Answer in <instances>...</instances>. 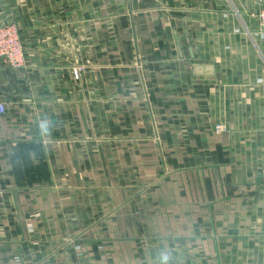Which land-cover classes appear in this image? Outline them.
Wrapping results in <instances>:
<instances>
[{
    "label": "crops",
    "instance_id": "1",
    "mask_svg": "<svg viewBox=\"0 0 264 264\" xmlns=\"http://www.w3.org/2000/svg\"><path fill=\"white\" fill-rule=\"evenodd\" d=\"M263 7L0 0V264H264Z\"/></svg>",
    "mask_w": 264,
    "mask_h": 264
},
{
    "label": "built area",
    "instance_id": "2",
    "mask_svg": "<svg viewBox=\"0 0 264 264\" xmlns=\"http://www.w3.org/2000/svg\"><path fill=\"white\" fill-rule=\"evenodd\" d=\"M264 31V7L254 15ZM0 59L6 61L13 68H20L25 65V50L21 42L19 30L14 24H0ZM80 69L74 70V75L79 78ZM6 112V107L0 103V114ZM217 133L224 130L223 125H217Z\"/></svg>",
    "mask_w": 264,
    "mask_h": 264
},
{
    "label": "rangeland",
    "instance_id": "3",
    "mask_svg": "<svg viewBox=\"0 0 264 264\" xmlns=\"http://www.w3.org/2000/svg\"><path fill=\"white\" fill-rule=\"evenodd\" d=\"M79 69V68H78Z\"/></svg>",
    "mask_w": 264,
    "mask_h": 264
}]
</instances>
